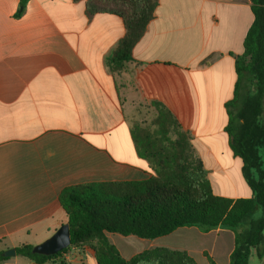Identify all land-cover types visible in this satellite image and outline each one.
<instances>
[{"label":"crops","instance_id":"1","mask_svg":"<svg viewBox=\"0 0 264 264\" xmlns=\"http://www.w3.org/2000/svg\"><path fill=\"white\" fill-rule=\"evenodd\" d=\"M155 1L132 60L113 72L107 59L125 34L120 18L87 16L83 1L0 0V252L34 247L67 224L59 202L67 186L156 176L144 147L163 158L158 150L175 134L160 133L154 103L188 134L214 195L252 196L225 131L250 2ZM105 237L125 260L165 247L196 264H229L234 247V234L220 228L184 227L152 241ZM20 258L2 264H33ZM64 260L97 264L88 246L70 247ZM248 264L264 257L252 251Z\"/></svg>","mask_w":264,"mask_h":264},{"label":"trees","instance_id":"2","mask_svg":"<svg viewBox=\"0 0 264 264\" xmlns=\"http://www.w3.org/2000/svg\"><path fill=\"white\" fill-rule=\"evenodd\" d=\"M73 1L85 3L87 16L106 14L121 19L124 37L107 59L111 71H120L132 60V49L152 20L156 1ZM249 2L253 21L244 38L243 53L235 57L236 82L232 99L225 105V131L232 154L242 161V177L252 196L233 200L214 195L202 164L189 153L188 134L180 131L164 107L154 103L160 133L165 136L173 129L175 134L173 140L167 139L166 149L158 150L167 152L163 158L154 153L152 145L144 147V156L151 158L158 174L141 181L63 188L59 202L68 218L70 246L42 256L33 254L32 246L23 245L15 250L17 256L33 264H66L64 255L70 247L88 246L97 264H196L187 253L165 247L125 260L105 237L112 233L152 241L179 228L196 227L203 232L220 228L234 234L229 264H248L252 251L257 259L264 257V160L260 155L264 152V0ZM24 8L22 2L16 18ZM149 152L152 154L147 155ZM8 259L0 252V264Z\"/></svg>","mask_w":264,"mask_h":264},{"label":"water","instance_id":"3","mask_svg":"<svg viewBox=\"0 0 264 264\" xmlns=\"http://www.w3.org/2000/svg\"><path fill=\"white\" fill-rule=\"evenodd\" d=\"M70 246V232L68 224L60 226L52 236L32 248V253L42 256H52ZM3 256H16L14 249L3 252Z\"/></svg>","mask_w":264,"mask_h":264},{"label":"rangeland","instance_id":"4","mask_svg":"<svg viewBox=\"0 0 264 264\" xmlns=\"http://www.w3.org/2000/svg\"><path fill=\"white\" fill-rule=\"evenodd\" d=\"M260 155L263 157V160H264V152H262V150L260 151ZM214 194V193H213ZM218 196H229V195H227V194H222V195H218ZM257 216V215H256ZM21 259V261H24V262H26L27 260L26 259H24V258H20Z\"/></svg>","mask_w":264,"mask_h":264}]
</instances>
